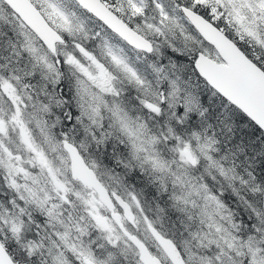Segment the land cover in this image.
Returning <instances> with one entry per match:
<instances>
[{
  "label": "snow or ice",
  "instance_id": "6c2138e0",
  "mask_svg": "<svg viewBox=\"0 0 264 264\" xmlns=\"http://www.w3.org/2000/svg\"><path fill=\"white\" fill-rule=\"evenodd\" d=\"M0 264H264V0H0Z\"/></svg>",
  "mask_w": 264,
  "mask_h": 264
}]
</instances>
